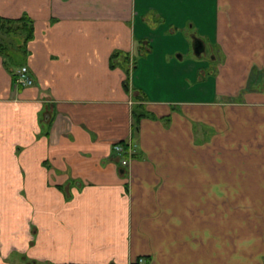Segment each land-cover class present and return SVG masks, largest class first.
Returning <instances> with one entry per match:
<instances>
[{
  "label": "crops",
  "instance_id": "crops-1",
  "mask_svg": "<svg viewBox=\"0 0 264 264\" xmlns=\"http://www.w3.org/2000/svg\"><path fill=\"white\" fill-rule=\"evenodd\" d=\"M24 16L22 61L0 44V264H264V0H0Z\"/></svg>",
  "mask_w": 264,
  "mask_h": 264
},
{
  "label": "built area",
  "instance_id": "built-area-1",
  "mask_svg": "<svg viewBox=\"0 0 264 264\" xmlns=\"http://www.w3.org/2000/svg\"><path fill=\"white\" fill-rule=\"evenodd\" d=\"M34 83L29 70L26 66L20 67L15 74L16 86L28 87ZM113 152L118 158V163L122 168H126L129 165L130 158L132 156L131 146L127 143H116L113 145ZM142 262V261H140Z\"/></svg>",
  "mask_w": 264,
  "mask_h": 264
},
{
  "label": "trees",
  "instance_id": "trees-1",
  "mask_svg": "<svg viewBox=\"0 0 264 264\" xmlns=\"http://www.w3.org/2000/svg\"><path fill=\"white\" fill-rule=\"evenodd\" d=\"M14 25H17V27L13 28L12 26H14ZM0 30L5 31L8 34L16 32V31L23 32L24 33V42H26L28 39H30L32 37V35H33L32 22L26 16H24L19 21H4V20H0ZM143 54H145V52ZM143 56H145V55H143ZM118 57H119V55H114L111 58V60H113V61L117 60ZM126 63H128V61H126ZM127 86L128 85H126V87ZM133 116H134V119L136 121V124H138L139 120L142 117H144L145 115L143 113L137 114L136 112H134Z\"/></svg>",
  "mask_w": 264,
  "mask_h": 264
},
{
  "label": "rangeland",
  "instance_id": "rangeland-1",
  "mask_svg": "<svg viewBox=\"0 0 264 264\" xmlns=\"http://www.w3.org/2000/svg\"><path fill=\"white\" fill-rule=\"evenodd\" d=\"M13 28H16L17 25L12 26ZM24 43V33L20 31H16L13 33H7L3 30H0V44L1 47L4 46L7 47V56L8 58L13 59V62H21L22 61V56L19 55V53H16L13 49L8 47L9 45H22ZM13 47V46H12ZM205 54H209L208 49L206 50Z\"/></svg>",
  "mask_w": 264,
  "mask_h": 264
},
{
  "label": "water",
  "instance_id": "water-1",
  "mask_svg": "<svg viewBox=\"0 0 264 264\" xmlns=\"http://www.w3.org/2000/svg\"><path fill=\"white\" fill-rule=\"evenodd\" d=\"M192 39H193V50L196 55H200L204 51V45L202 41H200L196 37L193 36Z\"/></svg>",
  "mask_w": 264,
  "mask_h": 264
}]
</instances>
